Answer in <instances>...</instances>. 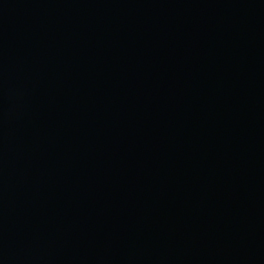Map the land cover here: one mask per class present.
<instances>
[{"label": "water", "instance_id": "95a60500", "mask_svg": "<svg viewBox=\"0 0 264 264\" xmlns=\"http://www.w3.org/2000/svg\"><path fill=\"white\" fill-rule=\"evenodd\" d=\"M0 264H264V0H0Z\"/></svg>", "mask_w": 264, "mask_h": 264}]
</instances>
